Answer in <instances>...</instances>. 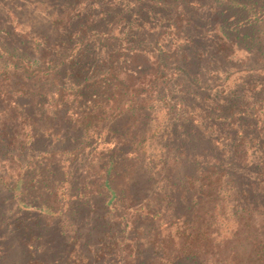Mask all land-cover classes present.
Returning a JSON list of instances; mask_svg holds the SVG:
<instances>
[{
    "label": "trees",
    "instance_id": "16d2710c",
    "mask_svg": "<svg viewBox=\"0 0 264 264\" xmlns=\"http://www.w3.org/2000/svg\"><path fill=\"white\" fill-rule=\"evenodd\" d=\"M77 1L76 5H80L90 0ZM204 1L208 0H176L177 4L183 2L189 5ZM172 4L174 5L173 2ZM203 5L206 6V3ZM49 15L55 17L53 13ZM56 15L51 22L52 26L57 30L67 31L69 39L75 30L73 22L77 20L75 24H79V27L86 22L81 11L73 15L71 9L62 8ZM66 15V23L61 25ZM184 17L185 13L180 12L166 28L158 30L152 48L123 43L119 37L118 47L109 53L107 68L100 74L84 77L75 85L59 83L55 90L35 88L34 78L27 69L29 65L25 66L23 61L15 65V71L0 69V76H4L3 84H0V97L5 94L10 100L4 105L0 104V138L3 135L0 139L3 142L0 144V154H7L4 161L6 168L9 164L13 166L14 159H21L18 173L10 177L7 183L4 179H7L8 172L0 173V264L8 253V250H3L1 241L14 236L15 230L24 228L28 234L26 239L19 238L20 248L25 250L20 253L28 258L24 264H70L66 261V255L72 247V239L75 242L83 237L89 240L99 228L107 227L112 222L120 230L115 251L119 254L123 248L121 245L124 244L121 253H127L124 258L126 261L129 259L127 262L161 264L154 262L157 259L166 262L165 264H180L178 260L201 257L203 253H208L209 244L214 248L212 237L217 234L212 227L208 228V223L217 209L224 215L228 214L230 198L237 202L230 212L236 215L238 226L228 238L227 251L218 247V251L212 252L214 258L217 257L220 264H264V136L260 137L258 134L250 141L245 131L241 133L240 130L241 134L234 145V158H237L239 165L246 168L250 161L243 162L249 158V149L258 143V148L262 151L258 178H255L254 186L248 189L242 188L240 184L238 187L240 176L232 174L236 169L229 172V168L225 169L219 163V158L213 154L207 159L216 162H209L203 168L205 164L201 165L199 159L197 160V157L202 156L188 155L186 160H181L178 156L183 155L182 150L172 158L169 153L175 149L172 147V150L168 149L166 156L162 155V166L159 170L155 163L153 166H146V161L152 160V155L146 157V143L157 137V131L152 128V119L149 118L157 96L167 86L172 87L173 84L170 83L177 81L180 75L195 87L205 89L191 72L192 61L189 60L193 58L188 50L194 41L191 36H186ZM92 24L91 22V27ZM84 33H88L86 26ZM165 33L171 37L167 45H163L165 40L161 41V36L165 37ZM91 34L106 35L103 31L95 30ZM181 37L183 39L180 41L178 38ZM48 68L42 64L38 71L47 72ZM148 88L156 90V98L145 92ZM24 99L27 101L22 102ZM249 117L255 116H239V126L244 127ZM107 120H122L123 123L120 130L111 131L115 137V146L104 156L106 161L102 163L100 173L91 169V165L87 167L88 170L82 171L80 182L76 186L77 192H73L71 160L68 162L66 154L73 155L78 152L80 156L87 149H91L89 154H92L97 148L93 144H87L68 150L64 147L69 139L65 132L77 130L86 138L89 131L99 128ZM104 128L106 126L101 131ZM41 139L49 140L48 148L39 154L27 156L24 151ZM214 143L219 146L216 141ZM125 144L133 146L134 149L122 153ZM3 149L5 153L2 152ZM172 159L178 163L170 164ZM187 163L196 166V174L186 172L183 178L178 179L183 170L190 169L191 172ZM181 166L183 169L179 174ZM162 174L163 179L158 180V176ZM201 176L207 182H201L198 186L195 182L202 181ZM144 178L146 179L143 182ZM156 181V186L160 182L162 185L163 181L166 182V186L159 189L160 193L154 190ZM178 184L182 192L177 197ZM255 188L263 196L259 201L251 199ZM164 190L166 193L161 194ZM152 194H155L154 197ZM98 208L99 217L102 219L98 221L96 218L93 221L90 217ZM195 211L198 213L194 214ZM199 211L206 218L201 219ZM82 214L86 216L79 222L76 219ZM193 214L198 220L191 218ZM30 217H35L33 226L27 224ZM66 221L69 223L68 228L65 226L60 231L62 236L69 238L66 242L71 243L62 245L61 249L65 250H61L59 256L51 260L48 254L52 255V247L47 248L49 241L47 243L45 238L50 239L49 230L54 225ZM86 222L97 223L100 227L97 229L94 226L85 231L79 223ZM157 222L159 226L156 225ZM175 225L178 226L175 234L182 242L180 248L173 251L167 247L175 235L171 234ZM162 227H166L170 234L162 236ZM69 230L73 231V236ZM153 233L156 235L153 236ZM39 238L42 239L39 246L49 263L35 253L32 241H38ZM113 246L114 243L112 248ZM142 259L145 262L139 263Z\"/></svg>",
    "mask_w": 264,
    "mask_h": 264
},
{
    "label": "rangeland",
    "instance_id": "374dc122",
    "mask_svg": "<svg viewBox=\"0 0 264 264\" xmlns=\"http://www.w3.org/2000/svg\"><path fill=\"white\" fill-rule=\"evenodd\" d=\"M77 2V0H0V69L15 71V65L23 61L22 64H26L27 67L29 65L27 69L34 78L35 88L55 90L59 83L75 85L84 77L100 74L107 68L109 53L113 48L118 47L119 37L123 43L152 48L158 30L166 28L175 15L183 12L186 15L184 31L186 36H191L194 41L188 50L193 58L189 60L192 61L191 72L197 76L205 89L195 87L180 75L177 81L170 83L173 84L172 87L167 86V89L158 96L156 90L152 88L145 91L154 98L157 96V100L152 104L154 108L149 113L157 137L146 143V157L152 155V160H147L146 166L156 164L159 170L162 166V155L166 156L168 149L172 147L175 148L169 152L172 158L182 150L183 155L178 156L181 160H186L188 155L202 156L197 157V160L199 159L201 165L205 164L203 168H206L209 162L212 164L216 162L207 159L213 154L219 158L221 161L219 163L223 164L225 169L229 168V172L236 169L232 174L240 176L237 181L238 187L242 185L244 189L251 188L256 183L255 178H258L262 151L258 148V143H255L254 148L249 149V158L243 162L250 161L246 168L237 163L233 150L237 138L243 131L250 141L258 134L260 137L264 136V0H233L232 2L208 0L194 5L183 2L177 4L176 0H90L76 5ZM204 3L206 6L203 5ZM62 8L71 9L73 15L81 11L86 19L80 27L79 24H75L77 20L73 22L75 30L70 39L67 37V31L57 30L51 24ZM51 13L55 17H50ZM67 18L68 15L61 25L66 23ZM91 22L93 27L90 25ZM85 26L88 28V33H84ZM93 30L103 31L106 35L91 34ZM169 39L171 37L167 33L165 37L161 36V41L165 40L163 45H167ZM178 39L181 41L183 37ZM42 64L49 67V71L40 73L38 69ZM183 64L188 65V63ZM3 79L4 76H0V84H3ZM8 101L9 98L2 94L0 104L4 105ZM26 101V99L22 100V102ZM229 116L234 117L226 120L225 118ZM239 116L255 117H249L244 127H240L237 121ZM121 123L122 120L115 122L107 120L100 124L99 128L89 131L86 138H83L77 130L65 132L69 139L64 143V147L68 150L87 144H93L97 148L92 154H89L91 149L85 150L80 156L78 152L73 155L66 154L68 162L71 160L70 175L73 192H77L76 186L80 182L81 173L88 170V166L91 165L90 168L95 169L96 173L101 172L102 163L106 161L104 156L114 148L116 142L111 131L120 130L123 124ZM105 126L106 128L101 131ZM121 131L123 132L124 129L122 128ZM0 144L3 142L0 141ZM48 146L49 140L41 139L24 153L33 156ZM132 149L133 146L125 144L122 153H128ZM4 151L5 149L2 152L5 153ZM6 155V153L2 156L0 154V173L8 172L7 179H4L7 183L10 177L18 173L21 159H14L13 166L9 164L6 168L4 165ZM174 163L178 162L172 159L170 164L175 165ZM187 165L191 168V172L190 169L182 172L181 166L179 174L182 173L178 179L183 178L186 172L196 174V166L190 163ZM163 176V174L159 175L158 180L163 179ZM145 179L142 181L144 182ZM204 179L205 177L201 176L202 181L195 182L196 185H201V182L206 183L207 180ZM157 183L158 181L155 186ZM165 183L163 181L162 185L160 182L154 190L158 192L162 186H166ZM179 184L176 185L177 197L181 196L182 192ZM165 193L164 190L161 194ZM154 195L152 194L153 197ZM262 197L255 188L251 199L259 201ZM220 198L222 199L223 196ZM229 200L231 204L228 214L224 215L217 209L208 223V228L212 227L217 234L212 237L214 248L209 244L208 253H203L201 257L178 260L180 264H220L221 261H217V257L214 258L212 252L218 251V247L227 251L228 238L238 226L235 221L236 215L230 212L237 202L231 198ZM99 212L98 208L92 217H89L93 221L96 218L100 221L102 218L99 217ZM190 212L192 214L193 210ZM196 212L198 213L195 211L194 214ZM199 213L201 219L206 218L202 211ZM194 214L191 218L198 220ZM85 216L82 214L76 220H84ZM30 218L27 224L33 226L35 217ZM67 222L54 225L49 230L50 239L45 238L46 242L49 241L47 248L52 247V255L48 254L51 260L57 258L61 250H65L61 249L62 245L71 243L66 242L69 238L62 236L60 231V228L63 229L65 226L68 228ZM90 222L79 224L85 231L94 226L97 229L100 227L97 223L90 224ZM156 225L159 226V222ZM109 226L99 228L89 240L83 237L75 242L72 239V247L66 255V261L70 264H131V261L127 262L129 259L127 261L124 259L127 253L125 251L121 253L124 244L121 245L123 248L120 249L119 254L115 251V242L120 233L118 226L113 225V222L109 223ZM177 228L178 226L175 225L171 234H175ZM69 231L73 236V231ZM161 234L165 236L170 232L166 227H162ZM13 235L1 241L3 250H8L1 264H24V261L28 260L20 253L25 250L21 249L19 244V238H27L26 230L24 228L15 230ZM155 235L153 233V236ZM40 239L32 241L35 253L49 263L39 246ZM181 242L182 239L175 234L167 248L174 251L177 247L180 248ZM112 243H114L113 248ZM138 262L144 263L145 260ZM154 262L166 263L157 259Z\"/></svg>",
    "mask_w": 264,
    "mask_h": 264
}]
</instances>
